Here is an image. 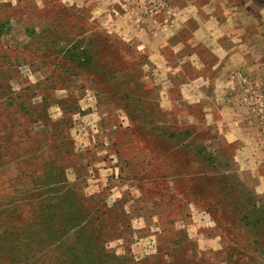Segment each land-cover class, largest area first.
I'll list each match as a JSON object with an SVG mask.
<instances>
[{
	"label": "rangeland",
	"instance_id": "374dc122",
	"mask_svg": "<svg viewBox=\"0 0 264 264\" xmlns=\"http://www.w3.org/2000/svg\"><path fill=\"white\" fill-rule=\"evenodd\" d=\"M214 1L243 10L235 20L249 34L248 70L226 96L255 138L254 172L243 170L248 152L211 133L206 100L169 91L161 56L136 45L130 24H165L183 0H0V105L14 101L0 108V214L13 199L38 200L29 180L46 172L43 190L75 194L68 249L113 264H264V0ZM74 55L90 64H71ZM15 251L0 264L49 256Z\"/></svg>",
	"mask_w": 264,
	"mask_h": 264
},
{
	"label": "crops",
	"instance_id": "0c3cea01",
	"mask_svg": "<svg viewBox=\"0 0 264 264\" xmlns=\"http://www.w3.org/2000/svg\"><path fill=\"white\" fill-rule=\"evenodd\" d=\"M215 3L214 0H204L201 4L198 0H183L182 5L172 6L174 18L165 24L159 21V24L149 22L139 25L134 21L129 27L136 34V45L147 52L150 60L156 53L161 56L167 68L169 91H176L183 99L186 95L196 98L199 104L206 100V112L213 118L205 123L209 125L211 133H223L227 143L235 144L236 155L242 156L248 152L249 166L243 170L254 172L250 165L255 161L250 152L256 147L255 138L246 132L248 128L231 116L230 100L226 96H230V91L234 90L228 87H231L236 72L248 70L249 34L243 24L235 20V15L243 10L236 9L235 14L230 6L221 7L219 2ZM205 25H209V31L198 42L196 39L199 32L206 28ZM233 25L240 32L237 37L225 32ZM138 29L144 30L145 37L140 35ZM194 44L200 45L196 47ZM186 62L188 64L185 65ZM204 90L211 92L210 95H203ZM258 188L264 189V183Z\"/></svg>",
	"mask_w": 264,
	"mask_h": 264
},
{
	"label": "trees",
	"instance_id": "16d2710c",
	"mask_svg": "<svg viewBox=\"0 0 264 264\" xmlns=\"http://www.w3.org/2000/svg\"><path fill=\"white\" fill-rule=\"evenodd\" d=\"M256 2L264 7V2ZM76 49L77 47H73L72 50ZM78 54L85 56L87 52L86 50H81ZM73 57L71 60L74 62H71V64L77 63V67L84 69L86 63L90 64V58H87V56L85 59L77 57V55ZM65 71H73V69L66 68ZM4 93H0V95H4ZM5 97L0 108L3 106L6 109V107L14 104L13 99L8 97L7 94H5ZM15 113H18V110ZM23 115H26V113ZM2 122L3 120H0V125L3 124ZM9 123H16V120L10 119ZM70 154L71 150H66V155ZM24 177H27V175H24ZM47 179V173L43 172L40 176H33L29 180L31 186H36L37 183L41 185V187H38V195L41 196L38 200L32 202L31 200L20 201L13 199L4 215L0 214L1 222H3L4 217L8 218V222L0 224V246L3 247L0 248V263L9 260V257H11L9 252L18 250L20 252L15 254L14 258H18L20 253L29 255L30 253L39 254L47 251L49 256L46 258L45 264H113L112 258L114 259L115 257L105 254L104 251H102L104 255H101V258H105L106 261L104 259L101 260L100 257L97 259L96 255L98 253L92 256L90 251L84 250L80 245H71L70 249L66 247L67 242L64 240L62 232L69 225H71L70 228L72 225L74 226V220L71 218V207L72 196L75 194L71 190H65V193L60 195V187L51 190L47 189V191L43 190L42 183L46 182ZM31 191H36V187L32 188ZM51 200H54L55 204H52ZM67 206H69L68 212L66 211ZM18 213L20 214L18 215ZM23 215L25 220L21 221ZM5 237L9 239L10 248L8 250L7 247L4 248L7 243ZM116 264L131 263L121 258Z\"/></svg>",
	"mask_w": 264,
	"mask_h": 264
},
{
	"label": "built area",
	"instance_id": "2783aa9c",
	"mask_svg": "<svg viewBox=\"0 0 264 264\" xmlns=\"http://www.w3.org/2000/svg\"><path fill=\"white\" fill-rule=\"evenodd\" d=\"M259 107H260L262 110H263V108H264L263 104H260ZM263 119H264V116H263Z\"/></svg>",
	"mask_w": 264,
	"mask_h": 264
}]
</instances>
